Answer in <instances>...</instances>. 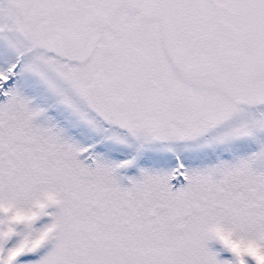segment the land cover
I'll list each match as a JSON object with an SVG mask.
<instances>
[{
    "label": "snow or ice",
    "instance_id": "1",
    "mask_svg": "<svg viewBox=\"0 0 264 264\" xmlns=\"http://www.w3.org/2000/svg\"><path fill=\"white\" fill-rule=\"evenodd\" d=\"M0 264H264V0H0Z\"/></svg>",
    "mask_w": 264,
    "mask_h": 264
}]
</instances>
